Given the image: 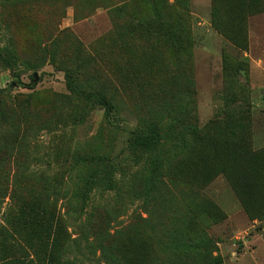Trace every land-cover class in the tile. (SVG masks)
I'll list each match as a JSON object with an SVG mask.
<instances>
[{"label":"rangeland","instance_id":"rangeland-1","mask_svg":"<svg viewBox=\"0 0 264 264\" xmlns=\"http://www.w3.org/2000/svg\"><path fill=\"white\" fill-rule=\"evenodd\" d=\"M6 174L8 191L49 192L70 240L110 211L118 264H264V0H0ZM16 246L0 237V264Z\"/></svg>","mask_w":264,"mask_h":264},{"label":"trees","instance_id":"trees-1","mask_svg":"<svg viewBox=\"0 0 264 264\" xmlns=\"http://www.w3.org/2000/svg\"><path fill=\"white\" fill-rule=\"evenodd\" d=\"M255 12L253 11V13ZM230 40L231 43H235L233 39ZM244 48L243 46L242 50H245ZM65 78L67 88L73 90L71 76L66 74ZM95 101L104 109L106 117L115 118L113 107L107 100L101 95H97ZM158 140V133L153 127L146 137L138 138L137 145L142 148H150ZM98 161L102 160L99 159ZM2 179L0 180V212H2L1 206L4 204V199L8 198L9 204L7 209L2 212L6 223H4V226L0 225V237L4 236L14 243L17 242L16 255L4 261L10 264H83L77 258H72V256L69 258L68 256L73 250L78 252L77 256L79 254L83 255L79 252V244L82 240L89 247L100 249L107 264H118L111 254V245L107 243L110 235L105 226L112 216L110 211L100 208L92 211L90 215L88 214L89 223H87L86 228L91 234L82 233L78 238L70 240L66 237L63 221L57 215L55 201L50 202V194L46 189L41 190L40 197L35 198L33 195L24 193V190L8 191L6 187L8 175H3ZM55 195L56 192L52 193L53 198H55ZM88 195L89 192L85 190L74 193L72 200L77 201V205L68 206L69 216L73 220L80 221V218L85 215L84 210L87 208L85 202ZM78 203H80V206H78ZM90 235L92 237L88 241ZM28 240H34L38 243L33 251L32 259L27 256L22 246ZM53 257H57V260L54 261Z\"/></svg>","mask_w":264,"mask_h":264}]
</instances>
